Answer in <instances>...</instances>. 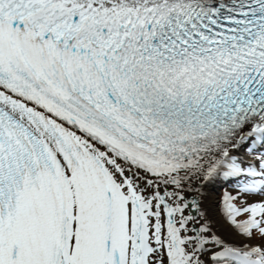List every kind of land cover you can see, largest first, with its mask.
<instances>
[{
    "label": "snow or ice",
    "instance_id": "obj_1",
    "mask_svg": "<svg viewBox=\"0 0 264 264\" xmlns=\"http://www.w3.org/2000/svg\"><path fill=\"white\" fill-rule=\"evenodd\" d=\"M0 264H264V0H0Z\"/></svg>",
    "mask_w": 264,
    "mask_h": 264
}]
</instances>
